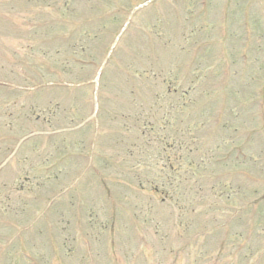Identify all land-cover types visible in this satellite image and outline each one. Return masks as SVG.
Segmentation results:
<instances>
[{
  "label": "rangeland",
  "instance_id": "rangeland-1",
  "mask_svg": "<svg viewBox=\"0 0 264 264\" xmlns=\"http://www.w3.org/2000/svg\"><path fill=\"white\" fill-rule=\"evenodd\" d=\"M145 1L0 0V264H264V0Z\"/></svg>",
  "mask_w": 264,
  "mask_h": 264
}]
</instances>
